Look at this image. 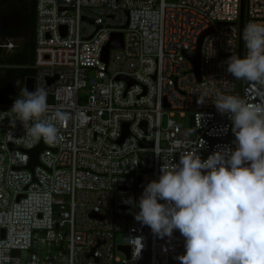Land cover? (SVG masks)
<instances>
[{"label":"built area","instance_id":"obj_1","mask_svg":"<svg viewBox=\"0 0 264 264\" xmlns=\"http://www.w3.org/2000/svg\"><path fill=\"white\" fill-rule=\"evenodd\" d=\"M35 6L34 90H46L50 112L59 108L69 118L56 122L61 139L52 145L27 137L19 121L12 128L15 114L0 121V264H180V232L157 238L134 219L138 208L123 201L138 202L163 159L178 163L179 152L193 148L206 159L218 147H236L229 115L214 101L228 91L258 102L248 81L227 72L229 56H238L241 0H36ZM244 14L243 32L250 22H264V0H244ZM205 33L197 77L186 54ZM114 34L122 35V48L105 62ZM19 44L2 40L0 51ZM11 107L0 104V112ZM186 113L191 130L173 120ZM39 145L31 171L30 152ZM129 236L144 237L135 261Z\"/></svg>","mask_w":264,"mask_h":264},{"label":"clouds","instance_id":"obj_2","mask_svg":"<svg viewBox=\"0 0 264 264\" xmlns=\"http://www.w3.org/2000/svg\"><path fill=\"white\" fill-rule=\"evenodd\" d=\"M243 40L246 54L232 55L227 72L248 81L258 102L228 91L214 101L220 114L229 115L236 147H218L206 159L198 148L179 152L178 163L163 159L158 179L147 183L138 202L123 201L138 208L134 219L157 238L180 232L185 248L180 264H264V22H250ZM205 99L200 96L198 103ZM5 118L12 128L21 122L27 137L52 145L61 139L56 122L69 117L59 108L50 112L46 90L24 87L11 109L0 112V121ZM125 241L133 260L139 259L144 237Z\"/></svg>","mask_w":264,"mask_h":264},{"label":"trees","instance_id":"obj_3","mask_svg":"<svg viewBox=\"0 0 264 264\" xmlns=\"http://www.w3.org/2000/svg\"><path fill=\"white\" fill-rule=\"evenodd\" d=\"M36 0H0V41L19 40L10 53L0 51V104H13L34 76Z\"/></svg>","mask_w":264,"mask_h":264},{"label":"water","instance_id":"obj_4","mask_svg":"<svg viewBox=\"0 0 264 264\" xmlns=\"http://www.w3.org/2000/svg\"><path fill=\"white\" fill-rule=\"evenodd\" d=\"M245 22H246V19H245V14H244V0H241L240 20H239V41H238V56H241V57H242V51H243V28H244ZM208 33H205L200 37V39L198 41V45H197V50L195 52L186 54L187 59L193 65V73L196 74L197 77H198V71H199L200 47H201V43H202L204 37ZM121 48H122V35L121 34L112 35L110 42L108 43V45L106 46V48L104 50V54H103L104 61L106 62L108 53L111 50H119ZM231 56H229V57H231ZM118 80H123V79L118 78ZM25 87H27L29 91H34V79L30 78V79L26 80ZM190 127L191 128L193 127L192 118H190ZM126 135H127V127H125L124 135H123L122 139L119 141V143H122V141ZM42 151H43V147H42V145H39L37 148H35L34 150H32L30 152L31 161H30L27 169L32 171L36 166H38V157ZM119 249L122 250L123 248H119Z\"/></svg>","mask_w":264,"mask_h":264},{"label":"rangeland","instance_id":"obj_5","mask_svg":"<svg viewBox=\"0 0 264 264\" xmlns=\"http://www.w3.org/2000/svg\"><path fill=\"white\" fill-rule=\"evenodd\" d=\"M174 2H176V0H165L166 4H172ZM19 43H21V41H19ZM191 117H192V115L190 113L184 114L183 118H181L179 116V114H175L173 120L176 121L177 123L181 124L184 129L191 130V128H190V118ZM165 119H166V117L164 118V121H165ZM190 135H192V134H190ZM0 141H1V137H0ZM140 196L141 195H138V198H137L138 200H139ZM116 241H117V243H121L122 238L117 237Z\"/></svg>","mask_w":264,"mask_h":264}]
</instances>
